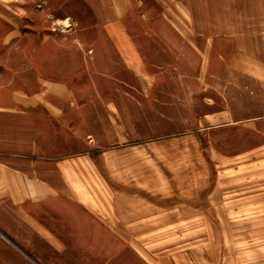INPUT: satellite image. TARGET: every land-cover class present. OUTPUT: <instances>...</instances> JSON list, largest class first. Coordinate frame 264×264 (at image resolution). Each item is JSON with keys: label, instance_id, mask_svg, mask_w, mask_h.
<instances>
[{"label": "rangeland", "instance_id": "obj_1", "mask_svg": "<svg viewBox=\"0 0 264 264\" xmlns=\"http://www.w3.org/2000/svg\"><path fill=\"white\" fill-rule=\"evenodd\" d=\"M229 1L121 0L116 18L118 0H0V159H77L59 184L75 200L20 210L0 261L264 264V9ZM54 47L74 55L57 74ZM37 60L71 78L62 120L6 113Z\"/></svg>", "mask_w": 264, "mask_h": 264}, {"label": "crops", "instance_id": "obj_2", "mask_svg": "<svg viewBox=\"0 0 264 264\" xmlns=\"http://www.w3.org/2000/svg\"><path fill=\"white\" fill-rule=\"evenodd\" d=\"M119 1L121 0H118L117 6L112 9L116 18H120L122 15V8ZM229 2H232L233 5L230 4L227 5V7L235 6L237 8L264 9V0H230ZM90 7L93 9L92 5H90ZM63 18H69V16L66 15ZM63 18L58 19V21H62ZM115 20L116 19H114V22ZM106 24V21L102 24L105 28L104 37H106ZM116 35L114 37L110 36V39L111 41L114 40L115 43L118 42V51L122 59V39L116 38ZM69 36L70 34L66 33V31L62 32L61 35L58 33L45 34L36 32L34 38H37L38 47L34 51L32 50L30 55L36 56V58L40 56L43 57L42 55L44 53L48 54L46 51L48 49L46 48L47 46H58L63 40H67ZM73 40L74 38H72L71 41ZM129 46L132 51V53H130V60L131 63L135 65L137 64L138 54L131 42H129ZM67 53L68 52L63 54L59 47L50 49V72H55L56 74L64 72V68L60 67L59 64L60 57H65L68 60L69 57L74 56L72 52L71 54ZM32 71L36 74L35 84L30 87L29 91L20 89L16 92H11L9 98L6 100V113L9 115L14 113L25 115L28 111L40 108L42 111H44V109L46 110L45 115H47L46 117H49V119L54 121L62 120L63 117L60 116V114L64 112L65 107L72 105L74 99L73 86L70 81L71 78L67 75L61 77L56 75L48 79L43 75L45 70L38 60L35 61ZM66 72H68L67 69ZM69 161L74 163L77 159H39L31 161L21 154L9 155L8 158L6 157V160L0 159V258L5 259L6 257V243L14 252H16V248L21 247L14 244L12 241H8L9 243L6 242V234L12 235L14 232V229L11 228V224L18 225L17 231L20 234L26 232V227L24 226L26 224V219L24 221L21 220L20 214H18L20 210H36L41 208L44 203L48 202L52 207L54 206L53 202L55 206H57L56 201L58 200L63 202L71 201V203L75 200V198L66 196L63 191L60 192L59 188L60 180L62 184H66L67 186L71 179L66 164ZM27 166H29V168ZM62 206L66 205L62 204ZM3 259L0 261V264H6V261Z\"/></svg>", "mask_w": 264, "mask_h": 264}, {"label": "bare ground", "instance_id": "obj_3", "mask_svg": "<svg viewBox=\"0 0 264 264\" xmlns=\"http://www.w3.org/2000/svg\"><path fill=\"white\" fill-rule=\"evenodd\" d=\"M60 22H61L62 28L67 27V25H68L67 20H63V21H60Z\"/></svg>", "mask_w": 264, "mask_h": 264}]
</instances>
